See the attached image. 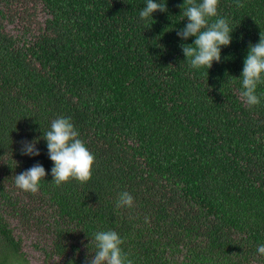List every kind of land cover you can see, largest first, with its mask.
<instances>
[{"label": "trees", "instance_id": "obj_1", "mask_svg": "<svg viewBox=\"0 0 264 264\" xmlns=\"http://www.w3.org/2000/svg\"><path fill=\"white\" fill-rule=\"evenodd\" d=\"M145 3L34 0L48 17L23 24L22 40L0 6V264H32L8 217L50 231L59 264H87L102 229L121 234L134 264H264V102L244 104L239 78L264 36V0H219L234 30L209 69L182 51L195 37L177 36L187 0H162L146 21ZM58 116L95 155L85 183L52 181L43 132ZM34 139L40 155H22ZM37 162L49 173L40 190L18 189ZM121 191L134 207H117Z\"/></svg>", "mask_w": 264, "mask_h": 264}, {"label": "clouds", "instance_id": "obj_2", "mask_svg": "<svg viewBox=\"0 0 264 264\" xmlns=\"http://www.w3.org/2000/svg\"><path fill=\"white\" fill-rule=\"evenodd\" d=\"M218 4L219 0H187L188 6L183 9L187 23L177 32V36L181 40L195 37L193 43L181 45L186 60L194 69H209L214 62H220L222 47L232 43L234 28L229 18L219 15ZM157 10L166 11V3H162V0H146L145 6L139 11V18L144 21L153 19V13ZM239 78L240 96L244 104L252 108L264 102V93L258 92L259 86L264 84V36L261 35L257 43L249 44ZM43 138L47 143L48 157L54 162L50 173L57 186L73 179L81 183L90 180L95 155L80 138V133L70 117L58 116L52 120L50 128L43 132ZM20 143L22 155H40L38 139L23 140ZM48 174L45 167L37 162L15 175L14 183L18 189L35 194ZM134 200L130 192L121 191L116 205L120 208H132ZM91 239L94 241V251L87 258V264H134L124 251V238L116 230H97ZM256 252L264 256V243L257 245ZM16 264L23 262L18 260Z\"/></svg>", "mask_w": 264, "mask_h": 264}, {"label": "rangeland", "instance_id": "obj_3", "mask_svg": "<svg viewBox=\"0 0 264 264\" xmlns=\"http://www.w3.org/2000/svg\"><path fill=\"white\" fill-rule=\"evenodd\" d=\"M33 2L34 0H0V6L7 3V8L14 14V22L6 27L20 40L23 39V24L37 28L48 17L38 4L35 5L36 7L33 6ZM8 218L14 234L22 240L23 253L29 262L32 264H59L61 260L59 257L46 256V253L51 250L52 233L50 231L43 227H37L34 220H28L22 225V222L17 219Z\"/></svg>", "mask_w": 264, "mask_h": 264}]
</instances>
